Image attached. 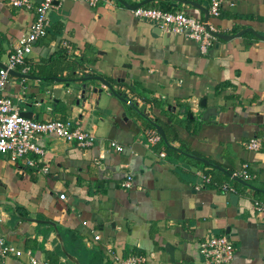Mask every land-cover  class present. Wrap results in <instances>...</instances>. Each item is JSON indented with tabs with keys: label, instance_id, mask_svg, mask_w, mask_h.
<instances>
[{
	"label": "crops",
	"instance_id": "1",
	"mask_svg": "<svg viewBox=\"0 0 264 264\" xmlns=\"http://www.w3.org/2000/svg\"><path fill=\"white\" fill-rule=\"evenodd\" d=\"M137 4L205 19L211 0H58L30 68L10 74L1 93L21 112L72 119L98 140L82 147L42 135L45 155L30 153L40 166L0 154V205L10 213L0 232L25 251L4 255L0 246V264H30L28 252L52 264H117L131 253L150 256L147 264H204L200 245L211 233L233 240L227 264H264V213L254 203L264 200V145L245 146L264 138V0H223L207 53L135 16ZM35 17L0 0V62ZM152 127L163 136L154 146ZM245 163L253 180L235 175Z\"/></svg>",
	"mask_w": 264,
	"mask_h": 264
},
{
	"label": "built area",
	"instance_id": "2",
	"mask_svg": "<svg viewBox=\"0 0 264 264\" xmlns=\"http://www.w3.org/2000/svg\"><path fill=\"white\" fill-rule=\"evenodd\" d=\"M58 0H42L35 4L34 0H10L13 6L26 9H34L36 12L35 21L29 31L24 34L19 45L9 54L5 66L0 65V154H10L14 159L24 158L30 166H40V163H46L44 159L38 160L30 157L34 152L39 155H45V149L39 144V137L47 134H54L71 142H77L79 146L90 147L94 145L98 138L95 133L83 129L81 126H75L72 119H47L37 120L22 114L19 106L7 96L2 95V90L6 87L12 70L18 66H24L25 72L30 68L28 58L34 50L35 44L48 33L51 26L50 11L56 6ZM95 6L99 0H85ZM223 0H211L210 12L207 18H196L185 10H167L157 7H148L139 5L132 8L135 16L141 19L151 20L159 24L163 29L174 33H185L188 38L199 43L201 51L207 53L210 46L217 39L220 29L216 27L210 19L219 17L222 14ZM70 51L72 46L65 43ZM148 143L151 146L157 145L163 140L161 132L157 128H148L146 130ZM109 147L123 152L124 145L117 140L111 139L108 142ZM264 145V138L254 137L245 142V146L250 150H260ZM167 155L166 151L160 152L161 157ZM49 164H44L41 168L45 171L50 169ZM235 175L244 180H251L254 174L249 169V164H243L240 171ZM202 182L207 184L211 182V174L200 173ZM133 178L127 176L126 187H132ZM203 185V184H202ZM225 190L235 191V188L229 184H223ZM66 194H61L65 198ZM255 209L258 213H264V200L255 199ZM10 213L0 205V225L6 222ZM96 239L101 236L97 234ZM0 246L3 254H14L21 257L25 251L8 244L5 237L0 232ZM235 244L227 234H208L201 242L200 252L204 257V264H227L235 256ZM30 264H52L43 261L28 252ZM150 256L141 253H131L127 257L117 258V264H147Z\"/></svg>",
	"mask_w": 264,
	"mask_h": 264
},
{
	"label": "water",
	"instance_id": "3",
	"mask_svg": "<svg viewBox=\"0 0 264 264\" xmlns=\"http://www.w3.org/2000/svg\"><path fill=\"white\" fill-rule=\"evenodd\" d=\"M139 5H142V4H137L136 6H139ZM136 6H133V7H136ZM0 65L5 66V64L2 63V62H0ZM13 71H14V70H12L11 73H12ZM106 83H107V85L113 90V85H112L111 83H109L108 81H107ZM114 92H115V91H114ZM125 100H126V99H125ZM129 103H130L131 105L135 106V104H134L132 101H129ZM22 114L25 115V116H27V117H29L28 112H22ZM158 127L160 128V130H161V132H162L164 138L166 139V136H165L164 130H163L159 125H158ZM204 161H205V160H204ZM77 264H79V263L77 262Z\"/></svg>",
	"mask_w": 264,
	"mask_h": 264
},
{
	"label": "trees",
	"instance_id": "4",
	"mask_svg": "<svg viewBox=\"0 0 264 264\" xmlns=\"http://www.w3.org/2000/svg\"><path fill=\"white\" fill-rule=\"evenodd\" d=\"M163 9H166V8H163ZM168 10V9H167ZM251 171V170H250ZM253 180V179H252Z\"/></svg>",
	"mask_w": 264,
	"mask_h": 264
}]
</instances>
